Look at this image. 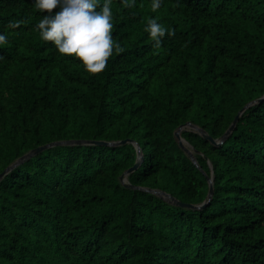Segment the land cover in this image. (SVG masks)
<instances>
[{"label":"trees","instance_id":"obj_1","mask_svg":"<svg viewBox=\"0 0 264 264\" xmlns=\"http://www.w3.org/2000/svg\"><path fill=\"white\" fill-rule=\"evenodd\" d=\"M151 2L113 0L124 51L93 74L40 39L48 10L0 0V173L50 142L131 139L143 156L131 185L204 201L207 180L174 132L191 122L217 139L264 95V0H162L156 11ZM150 16L175 30L158 47L144 29ZM180 135L214 172L203 209L125 188L134 144L52 147L0 181V264H264V101L220 146Z\"/></svg>","mask_w":264,"mask_h":264},{"label":"clouds","instance_id":"obj_2","mask_svg":"<svg viewBox=\"0 0 264 264\" xmlns=\"http://www.w3.org/2000/svg\"><path fill=\"white\" fill-rule=\"evenodd\" d=\"M113 0H33L32 7L39 13L47 14L35 24L39 37L44 42H52L59 54L77 59L88 73L102 72L114 54L124 51L122 44L114 38ZM123 7H132L136 0H120ZM162 0H152L151 8L156 11ZM59 10L52 12L54 8ZM25 20L9 22L10 28L19 27ZM154 47L163 43V37L174 34L162 23L158 16H150L144 25ZM8 35L0 31V47L4 46Z\"/></svg>","mask_w":264,"mask_h":264},{"label":"water","instance_id":"obj_3","mask_svg":"<svg viewBox=\"0 0 264 264\" xmlns=\"http://www.w3.org/2000/svg\"><path fill=\"white\" fill-rule=\"evenodd\" d=\"M264 101V95H262L261 97L252 100L250 102H248L234 117L233 121L231 122V124L229 125V127L227 128V130L224 132V134L222 136H220L217 139L212 138L204 129L192 124L191 122H187L184 125L179 126L176 131L174 132V137L177 140L178 146L183 150V152L189 157V159L191 160V162L202 172V174L205 176L207 183H208V191L206 194V197L204 199V201L198 205H193V204H189V203H183L181 201H179L178 199H176L175 197L171 196L170 194L159 190V189H151V188H146V187H139V186H133L129 183L128 180V176L134 172L136 169L139 168V166L141 165L142 161H143V156L141 154V149L139 147V145L131 140V139H126V140H122V141H104V140H61V141H54V142H50L41 146H38L36 148H33L31 150H29L28 152H26L25 154L21 155L20 157H18L16 160H14L9 166H7L1 173H0V181L8 174L10 173L13 169H15L16 167H18L19 165L23 164L24 162H26L27 160L33 158L34 156L40 154L41 152L52 148V147H57V146H119V145H123L125 143H131L134 144L136 147V152H137V158L135 163L133 164V166L131 168H129L128 170L124 171L122 173V175L119 177V182L125 187V188H129V189H135V190H141V191H145L151 194L156 195L157 197L165 200L166 202H168L169 204H172L174 206L177 207H182V208H186V209H191V210H201L203 209L206 205L209 204V202L212 199L213 196V192H214V187H213V182H214V172L212 169V166L210 164V162H208L209 164V168H210V174L207 175L199 166L197 159L195 157V154H197L198 152L192 147L190 146V144L181 137L180 133L183 129H188V130H192L194 132H196L197 134H199L204 140H207L210 144L214 145V146H220L222 145L226 139L229 137V135L232 133V131L234 130L240 116L243 114V112L249 108L250 106H253L255 104H259L261 102ZM182 141H185L188 146L190 148H187L183 145Z\"/></svg>","mask_w":264,"mask_h":264},{"label":"bare ground","instance_id":"obj_4","mask_svg":"<svg viewBox=\"0 0 264 264\" xmlns=\"http://www.w3.org/2000/svg\"><path fill=\"white\" fill-rule=\"evenodd\" d=\"M182 143H183V145H184L185 147L190 148V147L188 146V144H187L185 141H182Z\"/></svg>","mask_w":264,"mask_h":264}]
</instances>
